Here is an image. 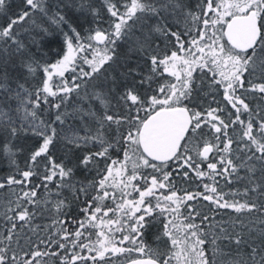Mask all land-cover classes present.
<instances>
[{
    "label": "snow or ice",
    "instance_id": "snow-or-ice-1",
    "mask_svg": "<svg viewBox=\"0 0 264 264\" xmlns=\"http://www.w3.org/2000/svg\"><path fill=\"white\" fill-rule=\"evenodd\" d=\"M103 4L111 20L108 29L97 26L82 38L65 0H19L15 8L0 0V158L14 168L0 178V217L5 221L0 225V264H39L41 256L54 257L57 264H104L118 253H135L129 264H216L205 254L209 235L215 251L227 255L218 240L236 249L227 264H264V0ZM78 11L85 21L91 16L99 23L100 10L90 0H81ZM56 30L64 38L63 55L41 64L37 57L44 55ZM163 42L176 50L169 52L167 44L162 48ZM118 45L124 50L118 51ZM89 50L91 59L81 56ZM78 57L90 71L81 68L70 84L63 78ZM37 69L44 79L27 87V76ZM109 69L111 74L101 79ZM197 69L212 74L210 91L204 93L212 95L207 106L195 103L204 88L194 75ZM165 73L173 81L153 88L155 77ZM219 88L226 106L213 107L217 102L211 90ZM73 93L81 103L87 99L72 113L85 134L61 136ZM38 110L50 118L41 119ZM30 138L41 142L21 171L16 145ZM57 143L62 145L59 157L51 151ZM117 147L122 160L111 159L110 150ZM102 161L110 163L101 170ZM173 163L175 169L169 170ZM94 172L100 178L89 180ZM206 177L212 183H201L203 191L178 194L175 181ZM218 177L226 185L243 182L245 198L225 199ZM133 193L136 197L129 198ZM199 200L212 206L210 215L190 203ZM77 201L84 204L79 220L71 215ZM218 209L238 215L216 220ZM160 216L170 241L167 253L143 242L145 229ZM46 217L50 223H37ZM196 217L200 224L192 222ZM125 241L131 247H123Z\"/></svg>",
    "mask_w": 264,
    "mask_h": 264
},
{
    "label": "trees",
    "instance_id": "trees-1",
    "mask_svg": "<svg viewBox=\"0 0 264 264\" xmlns=\"http://www.w3.org/2000/svg\"><path fill=\"white\" fill-rule=\"evenodd\" d=\"M49 2L54 3L55 0H49ZM81 0H65V3H68L71 7V12L70 15L72 16L74 21H78V23H74V27H76L77 31L80 32V35L82 38H86L89 35V32L92 28H95L97 26L104 28V29H108L109 24L111 22L109 15L104 7L103 4V0H90V2L93 4V6L97 9L100 10V17L98 18L99 23L97 24V22H94L92 20L91 16L87 17V21H85L84 17H82L78 11L79 8V4H80ZM117 2L119 4H124L126 2V0H117ZM197 2V0H192V3L195 4ZM19 3V0H9V4L15 8L16 4ZM195 10V9H194ZM37 20L39 22V14H37ZM24 27H28V25H25ZM53 28H55V25L52 26ZM184 26L183 24L181 25V29H183ZM64 32H68L69 35H71V33L69 32L67 27L63 28ZM194 35V32H193ZM54 37L55 39L53 40V37H48V39L53 40L52 43H50L49 45H47L46 47H44L42 49L44 55L42 57H37L40 60L41 64L44 63H54L56 60L60 59L63 55V42H64V38L63 35L59 32V30H56L54 32ZM190 38V37H189ZM85 44L88 42L86 39L83 41ZM73 43L75 44V41H73ZM94 47L96 48H103V45H95V42H93ZM164 44H167V49L168 51H174L176 50V48L173 46V43H169V42H163L161 47L163 48ZM123 47L118 45V51H123ZM86 55L89 59L92 58V50H89L88 52H85L83 54H81V56ZM83 69L84 71H90V66L87 64L83 63L82 58L77 59V62L74 66L73 69H70L69 71L65 72V76H64V80L68 81L70 84L73 80L74 76H80V69ZM111 74V69H109L108 73H103L101 75V79L103 78L104 75H109ZM194 75L197 77L198 80H203V84H204V88H203V92L200 93L199 97L197 98V100L195 101V103H203L205 106H207V103H209L212 99V95H208V96H204V93L209 92L210 89L208 88V84L211 81V76L212 74L208 71V69H204V70H200L197 69V72L194 73ZM44 79V75L43 73L37 69V71L32 74V75H28L27 76V80H28V84L26 85L27 87L30 88H34L36 86H38L40 84V82ZM155 79L157 80V83H154L152 85L153 88L158 87V85L160 83H164L165 81H173V78L168 76L166 73L163 74V76L161 75H157L155 77ZM217 79H219V77H217ZM54 81L56 83H60L61 80L59 77H54ZM83 84V81H79ZM93 83L97 82V81H92ZM88 91H92L91 88L88 89ZM143 91V89H142ZM212 94L215 95V100L217 103L212 104L213 107H217L219 106H226V102L223 99V89L219 88V89H213L211 90ZM151 94V93H150ZM84 96V89H81L80 92V98H83ZM78 98L76 96L75 93H73L70 97H69V104L67 106V112L69 113V117H68V121L67 124L64 126V130L62 132H60L61 136L71 133L72 131H77L80 135H84L85 131H81V127H82V122L80 121L78 116H74L72 115V113L74 112V109L76 107H84L87 104V99L84 98L83 99V103H81V99ZM249 99H251V97H249ZM187 103V102H186ZM260 101L257 100H253L252 101V105L255 107L257 104H259ZM190 107L194 106L193 104L189 105ZM45 107L42 105V108ZM64 109H62L63 111ZM230 110V109H229ZM38 116L41 119H49V115L48 113L45 112H41L38 110L37 112ZM143 114V113H142ZM242 118H246V117H242ZM69 125H71V127H69ZM89 127H92L91 125H89ZM58 131H60V129L58 128ZM41 141H39L38 138H30V139H26V140H22L19 143H17L16 145V156L14 157L16 160V166L22 171L25 170L26 167V161H27V157L31 154L32 151H34L36 148L39 147V143ZM89 147H91V145H89ZM61 148L62 145L60 143H57L55 145V147H53L51 149L52 153L59 157L61 156ZM93 150H97V149H93ZM110 155H111V159H116V160H122L123 159V152L119 149V147H117L116 150H110ZM215 162V161H213ZM107 163H110V161H102L100 164V168L101 170L106 166ZM176 167V165L173 163L170 165L169 170H174ZM205 169H206V163L204 165ZM129 170H130V166H129ZM145 172H151V170H143ZM14 172V168L13 166L10 165L9 161L6 158H0V178H3L7 175H9L10 173ZM240 175H243V172L240 173ZM80 177V174H78V178ZM89 180H93V179H99L100 176L96 175L95 172L89 175ZM217 180L219 181V188L221 189V191L223 193H225V199H228L229 201L235 199V200H243L245 197H243L242 195V191H243V187H244V183L243 182H236L233 183L232 185H226L225 182L220 179L219 177L217 178ZM34 182L39 183L38 180H35ZM201 183H209L211 184L212 181L210 179H208L207 177L201 182L199 180H196L195 178H193L192 181L190 182H185L183 180H177L175 181L176 184V188L178 190H180L178 192V194L182 195L183 194V190L187 189L189 191H196V190H200L203 191L202 188L198 187ZM50 187H52L50 185ZM111 190V189H110ZM2 194V193H0ZM41 194L43 195V190H41ZM93 195H95V193H92ZM165 194H167V192L165 191ZM65 195H67V193H65ZM136 194L133 193L132 197L129 198H135ZM109 207L114 206L112 204L111 201H106L105 202ZM153 203H155V201H153ZM190 203H195L196 206L204 213V214H211L209 212V209L212 207L211 205L208 204V202L203 201V200H199L197 202H190ZM84 207V204L81 203L80 201H77L75 204H73L71 206V215L72 218L74 219H82L83 218V213H81L79 210L81 208ZM4 209H0V212H2ZM181 212L183 213L184 216H187L188 214V210L186 207L181 208ZM238 214L235 213L233 210L231 209H227V210H223V209H218L216 210V220H223V221H228L231 218H235ZM61 218H65V217H61ZM241 219H243L245 222H247L248 217L246 215L241 216ZM200 217H196L194 221V223L196 224H200ZM165 221V217L160 216L158 217L153 223H151L144 231L143 234V242L144 244L151 249H159L161 252H165L167 253L170 250V241L168 240V238L166 236L163 235V223ZM51 220L49 218H45L43 220H37V223H41V224H48L50 223ZM5 223V221L3 220L2 217H0V225H3ZM67 227L70 230H74L75 229V225L72 223H69L67 225ZM205 230L207 231V227L205 226ZM0 231H2V229H0ZM52 231H55V229H53ZM90 231L93 232L92 235V239L95 240V230H91ZM43 235V233L41 234ZM116 238L119 239V233L116 234ZM212 239V236L209 235L206 243L204 245L205 248V254L208 257L209 261L211 262L213 259H215L216 264H227V262L234 258L236 255V249L234 247H225L223 243H221V241H217V246H219L220 249H222L223 253H226L227 255H223L220 252L215 251L214 246L212 245V243L210 242ZM33 240H35V237H33ZM21 244L24 245V242L21 241ZM123 247H131V245L128 244L127 241H125L124 245H122ZM13 247L15 248L16 245L13 244ZM54 248V246H53ZM31 249L27 248L25 246V251H30ZM41 251H44V247L41 246L40 247ZM49 251H52V249H49ZM85 255L87 253H84ZM21 257H23V252L20 253ZM136 254H115L112 256H109L106 260V262H104V264H123L124 262L135 258ZM39 260V264H57V261L55 260L54 257H50V256H41L38 258ZM88 264H91V262L89 261Z\"/></svg>",
    "mask_w": 264,
    "mask_h": 264
},
{
    "label": "water",
    "instance_id": "water-1",
    "mask_svg": "<svg viewBox=\"0 0 264 264\" xmlns=\"http://www.w3.org/2000/svg\"><path fill=\"white\" fill-rule=\"evenodd\" d=\"M129 261H130V260H128V261H126V262H124L123 264H129Z\"/></svg>",
    "mask_w": 264,
    "mask_h": 264
},
{
    "label": "rangeland",
    "instance_id": "rangeland-1",
    "mask_svg": "<svg viewBox=\"0 0 264 264\" xmlns=\"http://www.w3.org/2000/svg\"><path fill=\"white\" fill-rule=\"evenodd\" d=\"M174 264H175V262H174Z\"/></svg>",
    "mask_w": 264,
    "mask_h": 264
}]
</instances>
